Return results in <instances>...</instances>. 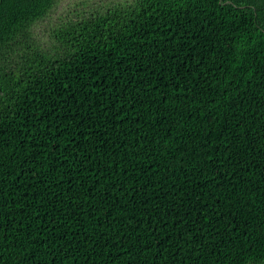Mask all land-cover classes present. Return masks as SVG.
<instances>
[{
  "label": "trees",
  "instance_id": "trees-1",
  "mask_svg": "<svg viewBox=\"0 0 264 264\" xmlns=\"http://www.w3.org/2000/svg\"><path fill=\"white\" fill-rule=\"evenodd\" d=\"M0 0V264H264V0Z\"/></svg>",
  "mask_w": 264,
  "mask_h": 264
},
{
  "label": "rangeland",
  "instance_id": "rangeland-1",
  "mask_svg": "<svg viewBox=\"0 0 264 264\" xmlns=\"http://www.w3.org/2000/svg\"><path fill=\"white\" fill-rule=\"evenodd\" d=\"M110 1L112 0H62L54 11L34 26L33 30L38 42H42L45 48H53L51 41L57 27L69 16H74V11L91 8L92 6H103Z\"/></svg>",
  "mask_w": 264,
  "mask_h": 264
}]
</instances>
